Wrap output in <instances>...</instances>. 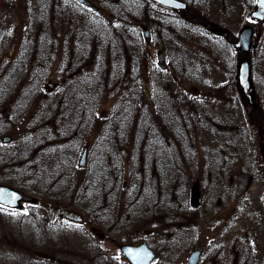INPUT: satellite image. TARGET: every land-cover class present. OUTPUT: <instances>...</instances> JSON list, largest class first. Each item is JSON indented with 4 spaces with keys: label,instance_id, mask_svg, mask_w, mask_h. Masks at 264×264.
Masks as SVG:
<instances>
[{
    "label": "rangeland",
    "instance_id": "1",
    "mask_svg": "<svg viewBox=\"0 0 264 264\" xmlns=\"http://www.w3.org/2000/svg\"><path fill=\"white\" fill-rule=\"evenodd\" d=\"M47 7L55 13L50 24L58 39L61 32L84 34L92 27L95 37L86 40L87 45L82 44L83 39H76L81 45L73 51V34L66 35L68 42L63 39V43L67 48L41 65L34 59L28 66L27 81L17 84L15 97L0 101V182H9L37 197L36 202L19 210L0 207V264H128L118 245L140 241L155 251L153 264H188V255L198 242H202V252L196 264H264V23H258L254 33L255 37L261 35L260 44L255 42L251 52L241 57L232 40H237L243 19L233 24L230 41L213 28L220 23L217 14L204 16L210 27L204 32V40L194 25L190 28L185 24L189 28L174 35L173 26L185 22L163 19L162 29L167 27L168 32L161 35L156 27L152 44L146 46L135 19L79 18L75 11L88 10L79 9L72 0H58L53 8ZM41 8V0H0V47L2 55L8 53L1 76L24 39H29L31 31L40 30L31 14ZM196 12L202 13L199 9ZM174 36L193 51L191 60L182 65L184 75L174 71L172 62H168L169 70H161L157 64L156 51L162 40L172 49ZM140 44L152 53L143 55L142 73L137 51ZM74 55L80 62L70 66ZM241 59L254 63L252 101L238 82ZM47 88L53 91L49 93ZM63 94L66 101L62 105ZM60 104L64 109L77 108L80 116L94 105L91 136L100 143L126 139L129 146L119 147L129 149L128 171L160 184L162 190L171 188L164 197L177 198L180 206L189 188V205L176 208V212L169 206L170 210L136 216L130 207L136 210L142 199L128 193L116 211L117 217L113 214L118 219L114 229L109 231L97 223L96 230L106 234L102 240L91 231L89 217L80 208L70 206L86 222L63 219L57 202L68 200L37 195L35 192L42 190L32 185L33 193L24 188L32 177L41 175L38 180L47 178L50 186H86L88 176L71 174L84 170L79 166L81 149L75 162H70L65 152L68 144H59L69 134L58 130L57 113L50 124L43 119L44 110L60 108ZM11 106L16 114L13 124L9 121ZM212 123H218L220 134L216 128L211 134ZM65 126L69 131L67 123ZM4 136H11L15 145H2ZM136 140H149L143 144L153 147L141 146L137 153V148L131 147ZM153 141L158 142L153 145ZM54 145L57 149L51 148ZM13 149L15 160L10 162ZM159 166L163 170L166 166L169 174L164 176ZM167 179L171 182L165 183ZM183 187H187L184 192ZM70 193L67 197L78 192ZM204 203L209 209L211 203L213 209L220 205L221 212L213 210L204 217ZM217 213L221 218L207 224L210 215ZM60 224L74 230L68 234V230L60 231Z\"/></svg>",
    "mask_w": 264,
    "mask_h": 264
},
{
    "label": "flooded vegetation",
    "instance_id": "2",
    "mask_svg": "<svg viewBox=\"0 0 264 264\" xmlns=\"http://www.w3.org/2000/svg\"><path fill=\"white\" fill-rule=\"evenodd\" d=\"M45 1L47 3H45ZM88 3H85L81 0H72L73 3L76 4V6L80 8L87 9V12L77 10L75 13L79 16V18L94 20L97 19V17H106L109 19H134L139 23V28H141V36L144 38V29H147L150 34L149 41H145V45L149 46L152 44L153 38L156 36L154 30L157 27V32L162 35V33L168 32V28L162 29V22L163 19H169V18H177L181 19L185 23L181 26L174 25L173 26V32L174 35H179L178 33L184 29V28H193L192 25L195 26L196 30H199L202 33L203 40H204V32L207 33V31L210 30L209 23L206 19H204L205 15H219L220 23L219 25L213 24L214 30L218 34H224L227 36V38L230 39L228 36L231 35V28L234 26L233 24H237L240 19L244 20V26L240 30V32L243 29H249L250 30V36H251V44H250V51L252 50V46L255 42H257L261 35L257 34L256 37L254 36V33H256V28L258 27L257 24L264 23V0H177L179 3H181L180 8L170 7L167 4L157 2L154 0H86ZM106 2L108 4V7L104 6L102 3L99 4V2ZM49 2V3H48ZM54 2H58V0H41L42 8L37 11L33 12L31 14V18L36 20V23L39 24L40 30L38 31L35 29L33 34H30L29 39L25 38L24 42L21 44L22 47L20 51H18L14 57L11 55L10 62L8 63L7 68L5 69L4 75H0V101H5L8 97H15L16 94V88L17 83H25L27 81V78L29 77V69L32 66V62L34 59L40 60L39 65H41L43 62H47L48 60L53 59V54L55 55V52L63 51V48H67L66 44L64 42H68L66 35H71V40L73 41V46L70 48H73V51L78 50L79 43H81V39H83L82 44L85 43L86 40L93 41L95 37V28L90 29L92 31L90 32H84V34L79 33H72V32H61V38L58 39L56 35V30L53 28L50 24V18L53 13L51 11L46 10L47 4L50 5L53 8ZM90 4H94L95 6L99 7V9H103L107 12H102L101 9H95ZM69 5V3H68ZM211 6H215V9H212ZM72 7V5H71ZM200 10V14H197L196 10ZM214 10H217V13H214ZM193 13H196V15H193ZM55 14V13H54ZM198 15V16H197ZM197 16V17H196ZM200 16V17H199ZM199 19V20H198ZM198 20V22H197ZM90 22V21H89ZM91 24V22H90ZM188 24V26L186 25ZM92 25V24H91ZM185 25V27H183ZM212 25V24H211ZM95 26V25H94ZM88 30V29H87ZM238 33V37L239 34ZM57 37V38H56ZM162 37V36H161ZM177 39H176V38ZM76 39H80V41L76 42ZM238 39V38H237ZM30 40V41H29ZM179 40V41H178ZM181 38L174 36L173 37V48L170 49L166 45L165 41L162 40V45L159 49L156 51V57H157V64L159 65V68L161 70H169L168 62H172V66L174 67V71L179 74L184 75L183 67L185 64H187L192 57V49L190 46H187V44H184L180 42ZM0 41H1V34H0ZM236 40H232V45L234 46V43ZM260 44L259 42H257ZM231 44V43H230ZM85 45H87L85 43ZM145 45L140 44L137 51H138V60L139 63H141V73L144 70L145 61L143 58V55L151 56V52L148 49H145ZM89 47V46H88ZM235 48V46H234ZM236 49V48H235ZM240 56L248 54V52H240L237 50ZM143 52V53H141ZM2 50L0 47V71L2 69V66L5 62V58L8 55V53H4L2 56ZM14 55V53H13ZM173 57V61L171 58ZM244 58V57H243ZM47 60V61H46ZM246 59H241L239 62V65L241 62L245 61ZM131 61L134 62L133 59ZM80 62V58L77 55H74V58L72 61H70L69 65H75L76 63ZM163 63V65H162ZM184 64V65H183ZM252 64L254 67V63H250V86L251 91L253 89V82H252V75L254 72V68H252ZM30 67L28 68V66ZM183 65V67H182ZM28 68V69H27ZM143 68V69H142ZM33 72V71H32ZM123 73V72H122ZM256 73V71H255ZM76 73L70 74L69 77H74ZM177 77H175L176 79ZM60 82H57V85H59ZM61 83H64V79L61 81ZM234 83V82H231ZM50 85V84H49ZM53 86V85H51ZM242 90V89H241ZM47 92H52L53 90H50V88H47ZM224 90L222 89L221 92ZM250 91V92H251ZM46 92V94H48ZM243 92V91H242ZM244 93V92H243ZM246 94V93H244ZM66 94H63L60 102L63 105L64 101H66ZM94 104V102H91ZM60 104V105H61ZM62 105L60 108L57 109H48L44 110L42 113L43 119L46 121L47 124H50V118L56 114V120L58 122L59 128H62V131L65 129L66 123L69 127V131H66V134H69L70 138L65 139L62 141V143H67V149L65 152L67 153V156L69 157L70 162H75V159L77 157L78 151L81 149V156L79 159V166L81 169H84L82 171H72V175L82 174L83 177H95L97 175V169H108V171H105L102 173V176L105 177H113L114 179L118 180V184L123 185V187H119L117 185L112 186H103L102 188L97 187H67L63 190L62 194L59 196L58 199L61 200H68L69 202L65 201H58L57 206L59 210V214L63 219H68L70 221H73L75 223H84L85 218L83 215L80 217V221L72 220L68 217V215H71L74 211L70 209V206H76L77 208H80L82 212L89 217L88 223L91 224L92 228L91 231L95 234V236L99 239H106V234H101L99 230H96V226L98 224L103 225L105 228H107L109 231L114 229L113 227L117 225V220L114 216L117 217L116 211L118 208L121 207L123 200H125L128 193L130 194H136L139 195L142 199L140 211V216L145 217L149 216L150 214L147 213L145 208H156L157 204L160 203V201L163 199L162 196L164 193L170 194L172 192L171 188H164L162 190L160 184H157L156 182L153 184L150 179L146 181L145 179L142 180L141 177L135 172L131 173L128 171L127 168V160H129V154L128 150L126 148H121L119 146H129L127 143L128 141L126 139H111L106 140L104 143H100V140L96 139L95 137L91 136V123H95V112H94V105H92L91 111L90 108L84 111V115L80 116L78 114V110L75 107L70 108H63ZM79 107V106H78ZM10 109L12 110V117L9 120L10 124L14 123L16 121V114L15 110H13V107L11 106ZM77 111V112H76ZM91 116V117H90ZM211 130L212 128H216L218 134H220V128L218 123L214 125L213 123L209 125ZM207 130V129H206ZM210 130V131H211ZM209 132V131H208ZM65 133V132H64ZM80 133L83 135V138H80ZM87 136V137H86ZM85 137V138H84ZM185 141V140H184ZM14 140L11 136H4L1 138V144L9 145L12 144ZM148 141L144 140H136L132 144V149L135 150L137 148V153L141 152L140 147L141 146H152V145H145L143 143H147ZM155 142L153 141V145ZM123 143V144H121ZM152 144V143H151ZM164 144V143H163ZM15 145V144H14ZM12 144V146H14ZM153 147V146H152ZM156 147H160V144H157ZM15 148V147H14ZM1 149V148H0ZM16 152V149H15ZM113 153V154H112ZM9 157L14 161V149L9 152ZM73 158V159H72ZM135 159V157H134ZM235 165V164H234ZM160 167V166H159ZM88 168V169H87ZM160 172V171H159ZM76 177V176H75ZM125 183H127L126 186ZM117 184V181H116ZM141 186V187H140ZM187 187H183L184 189ZM72 192L76 193L73 196L67 197L66 193H69L71 195ZM66 191V193H65ZM100 193H96V192ZM189 191L190 189L187 188V190L183 193L184 194V203L183 205H189ZM78 194V196H77ZM151 198L153 199L152 203H150ZM57 199V200H58ZM78 199V204L76 203ZM170 205H175L178 208H181L180 204L177 202V198L172 200L170 198ZM207 203V202H206ZM213 203V202H212ZM212 203L209 207L204 203V217L208 216L213 210H219L221 212L222 207L217 204L215 206L216 208H211ZM151 204V205H150ZM191 204V203H190ZM149 205V206H147ZM147 206V207H145ZM175 208V207H174ZM211 220L214 219L217 220L220 217V213H217L216 215H210ZM207 221V224L209 223ZM213 221V222H214ZM86 222V221H85ZM98 223V224H97ZM212 224V223H211ZM64 224H60V231L62 229L63 232L67 231V234L70 231H73L74 229H70L69 226H63ZM100 225V226H101ZM89 226V225H87ZM83 231V230H80ZM84 232V231H83ZM67 234L65 236H67ZM140 243H146V241H140V242H127V243H121L118 245L119 249L120 246L123 244H140ZM199 246L202 245V242H198ZM202 249V246H201ZM122 254V252H121ZM125 260V259H124ZM130 264V263H128ZM153 264V263H152Z\"/></svg>",
    "mask_w": 264,
    "mask_h": 264
},
{
    "label": "water",
    "instance_id": "3",
    "mask_svg": "<svg viewBox=\"0 0 264 264\" xmlns=\"http://www.w3.org/2000/svg\"><path fill=\"white\" fill-rule=\"evenodd\" d=\"M85 3H88L86 0H81ZM160 1L169 6L180 8L181 3L177 0H156ZM93 8L99 9V7L94 4H90ZM102 12H107L101 9ZM109 13V12H107ZM250 30L244 29L241 34L239 41L236 43V46L240 48L241 51L250 49ZM145 37L149 39V34L147 29L145 30ZM163 65V64H162ZM239 81L241 86L244 89V92H248L250 90V72L248 68V62H242L239 66ZM248 97L250 101H252V95L249 94ZM264 155V152H263ZM35 198L26 194L25 192L16 189L12 186L0 184V205L8 208L19 209L24 202H34ZM76 219H80V217L76 216ZM121 249L124 252L126 258L129 260L131 264H151L152 260L155 258V253L148 247L146 243L138 244V245H121ZM200 256V250L193 251L192 254L188 258L189 264H196Z\"/></svg>",
    "mask_w": 264,
    "mask_h": 264
},
{
    "label": "trees",
    "instance_id": "4",
    "mask_svg": "<svg viewBox=\"0 0 264 264\" xmlns=\"http://www.w3.org/2000/svg\"><path fill=\"white\" fill-rule=\"evenodd\" d=\"M105 171H108V169H105V168L97 169V172H96L97 175L95 177L94 176L92 178L88 177L86 179V182H85L86 187L102 188L103 186H106V185L107 186H112V187H113V185H117L119 187H122L121 184H118V180L114 179L113 177L102 176L101 174L104 173ZM38 174H42V171L39 172ZM38 177H42V175L41 176L32 177V180H31V182H29V185L27 187H24V188L27 189L28 191H30L31 193H33L31 188H29V187H31V185L34 187L35 190H38V191L42 190L41 192H37V193L35 192V194H37V195L38 194L39 195L44 194V195L56 196L57 197L60 194V192L62 191L63 184H61V185H56L55 184L53 186H50L48 184L49 180H48V182H46L47 178L44 181H42L43 179L38 180ZM39 181H41V182H39ZM116 181H117V184H116ZM6 183H9V182H6ZM9 184H11V183H9ZM96 193H100V192L97 191ZM152 202H150V203L154 204ZM147 206H149V205H147ZM147 206H145V207H147ZM158 206L159 205L157 204L156 207H158ZM161 208H145V209H146L147 213H151V210H155V209L160 210ZM166 208L170 209L169 207H166Z\"/></svg>",
    "mask_w": 264,
    "mask_h": 264
}]
</instances>
